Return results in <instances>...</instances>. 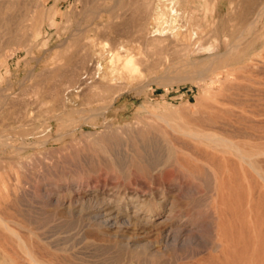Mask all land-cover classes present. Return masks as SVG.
<instances>
[{
	"label": "rangeland",
	"instance_id": "374dc122",
	"mask_svg": "<svg viewBox=\"0 0 264 264\" xmlns=\"http://www.w3.org/2000/svg\"><path fill=\"white\" fill-rule=\"evenodd\" d=\"M29 1L27 3L31 6L27 4V10L33 13L35 10L32 1L31 3ZM116 1L118 2V0ZM116 1L45 0L44 7L36 10V13H42L43 16L40 21L43 22V25L41 23L38 28L39 34L35 32L36 30L29 33L25 30L13 29L11 32L12 34L16 32L14 35L11 32L6 35L11 38L6 36L1 38L0 36L1 40L6 41L0 40V43L5 42L0 44L3 45V48L0 46L3 49L0 48V135L11 137L10 140L1 141L0 144V207L2 208L6 204L12 208V213L16 215L14 221L24 227V229L18 227L22 231H18V228L17 231L23 239L26 238L30 242H26V244L35 254L44 256L42 259L45 262L51 260L57 264H264L263 182L255 174L253 176L250 169L245 166L243 168L239 162L234 161L237 159L233 158L232 155H229L232 157H226L228 154L219 152H216L215 155L214 152L209 153L210 150H208L210 156L208 154L206 156L210 159L205 157L199 164L192 156L193 152L196 153L192 149L195 146L192 145L195 144L196 147L199 145L182 133L184 129L207 133L215 131L238 143L246 151L257 144L253 140L236 137L231 132L222 130L218 123L223 122L222 120L226 117L231 118V115L237 112L238 103L247 102V100V103L253 107L257 106V109H264V48L255 51L259 54L258 63L238 72L239 75L241 74L240 80L223 79L210 87L196 77L189 76L190 73L186 68L178 67V63L183 59L199 61L198 63L201 62L200 65L204 63L203 66H206L209 58L223 53L225 48L223 40L216 37L228 36V43H232L240 35L249 38L252 32L249 23L252 21H250L251 18L245 19L243 15L246 0H159L161 3H158V0H154L155 3L153 0H119L121 6ZM163 2H166L167 6L161 5ZM146 3L154 6L156 12H164L166 8L169 9L171 6V14L169 15L177 16L178 23L181 24L180 31L185 30L188 33L190 29V32H195L194 34L197 32L205 35L215 32H220V34L219 36H211V41L209 40L208 43L212 42V44L207 49H201L200 44L196 41L184 45V48L190 50L188 53L185 49L183 51L179 36L178 38L173 36V32H179V29L173 30V26L171 27L173 16L169 17L168 15L169 18L167 17L165 20V24H167L164 27V36L167 35L168 39L162 46H157L158 48L153 45L147 47L144 43V34L152 30L153 33H158V29L153 24V17L148 21L145 20L147 16L145 17L144 13L147 12L148 14ZM237 3L240 7L239 14L230 19L228 15ZM206 6L208 11L204 14L203 8ZM114 7L115 10L113 11ZM260 7L261 4L258 8ZM132 8L134 11L131 10ZM22 9L18 8L15 13L21 14V11L24 10ZM109 11L115 14L114 17ZM131 12L135 13L133 19L129 17L133 15ZM98 13H100L99 17H97ZM142 14L144 15L141 16ZM112 18L116 20H112ZM14 23H16L15 20L11 22V24ZM119 24L120 27H118ZM187 24H189V28ZM135 25L136 28H134ZM137 26L140 27V30ZM182 26L184 27L182 28ZM116 27L118 28L116 29ZM143 28H145L144 31ZM96 29H99L100 33L104 31L105 38L109 42L121 43L122 41L123 44H128L130 50L140 54L138 61L142 62L141 64L144 63L143 66L140 64V68L138 67L140 73L111 77L128 84V87L111 110L106 111V118L101 116L98 111H101V107L107 104V100L85 105L82 103L84 94L75 89L77 86L62 85L63 82L70 80L68 75L71 71L73 72L76 67L84 65L87 58L104 55L102 67L111 73L109 61L113 60V57L105 49L107 46L100 45V42H94L96 35H98ZM204 29L207 30L206 33ZM220 29L222 30L219 31ZM261 30H264V19L258 24L255 33ZM134 31L135 34H133ZM196 37L197 35H195ZM6 44L8 46L10 44L7 50L4 49ZM239 83L240 85H238ZM51 86H54V89L49 90ZM241 86H243V90ZM66 88L71 91L69 93L64 92L68 98L67 104L73 105L67 109V113L70 115L69 119L78 122L76 123L77 128L67 131L63 135L64 138L61 137L62 140L59 132L65 128L62 123L60 124L51 118L58 113L53 110V105L56 103L54 100L59 94H63L61 90ZM98 93L93 92L92 94ZM78 95L79 97L82 96L77 99ZM5 97L12 102L9 108L3 105ZM230 97L232 100L235 99L232 101ZM228 99L230 100L228 101ZM225 104L228 107L224 108ZM14 106L15 110H13ZM20 107L21 109H19ZM221 107L223 109H220ZM1 108L10 111L2 114ZM72 108L74 111L70 112L73 110ZM206 109L208 112H205ZM217 109H220L219 113H217ZM202 110L203 113L201 114ZM210 110L215 112H209ZM14 111L16 114L13 115ZM89 111H96L97 113L94 114L91 121L86 122L81 116L86 115ZM7 113H9V117ZM19 113L23 115L19 116ZM194 115L198 117L195 118ZM18 117L21 120L17 119ZM15 119L18 122L14 121ZM214 121H217L218 125ZM94 123L95 128L91 127ZM59 125L61 128L63 126V129H60ZM177 125L182 130H179ZM213 129L215 130L213 131ZM141 139L142 141H140ZM187 141L188 144H193L188 146ZM5 142L8 146L3 144ZM127 144L128 146H126ZM1 145H4L5 148ZM154 145L156 148L160 147L157 149L159 154L152 153L151 148H154ZM201 147L199 146L198 149L201 150ZM179 148L181 150L185 148V151H179ZM203 149L205 148L203 147ZM187 150L192 152V154L189 153L191 156L187 154L188 152L186 153ZM139 153L141 154L139 155ZM217 154H219V161ZM149 155L150 157H148ZM159 156L161 157L159 158ZM190 161L195 166H192L191 163L188 164ZM138 163L141 168H144L145 174H143L144 172L141 174L143 168L141 170ZM173 163L174 165H172ZM256 163L259 170H263L261 173L264 174V157L258 158ZM186 165H191V167ZM197 169L202 170V173L198 171V174ZM145 175L151 178L154 184L150 185L149 179ZM145 184L150 185V187L145 186H148L149 189L144 187ZM215 184L217 186H214ZM219 185L220 187H218ZM138 187L148 190L147 199L150 198L149 200L155 198L158 202L160 199L161 202L164 199L166 203L173 202L175 207H173L167 223H160V220L152 219V221L140 224H129L125 221L110 227L99 225L93 220L95 206L88 200H96L97 202L106 200L119 202L121 200L120 202L127 203L129 199L134 200L135 196L140 197L141 192ZM94 189L95 191H93ZM46 192L51 193L47 196L48 193ZM151 193L153 194L152 197L149 195ZM70 194L72 197L69 196ZM69 197L74 202H71ZM15 200L20 202L15 204ZM17 210L22 211L20 213L23 215L18 214ZM27 219L28 221H26ZM142 224L143 226H141ZM33 235L37 237L34 238ZM45 235L49 237L47 238ZM24 241L26 240L24 239ZM49 241L52 246L58 249V253L55 254L57 256H52L54 252L51 249L53 247L49 246ZM10 242L7 241V246L13 244L14 248H7L9 251L5 248L7 252L0 249L2 260L8 256L7 260L11 262L10 260L13 261L15 258L12 255H16L14 259L16 262L13 263L26 264L17 245L13 242L8 245ZM34 249H37V252ZM15 251L16 253L18 251V254H14ZM49 256L52 258L49 259ZM58 257L61 258L58 260ZM16 259L21 260L17 261Z\"/></svg>",
	"mask_w": 264,
	"mask_h": 264
},
{
	"label": "bare ground",
	"instance_id": "6f19581e",
	"mask_svg": "<svg viewBox=\"0 0 264 264\" xmlns=\"http://www.w3.org/2000/svg\"><path fill=\"white\" fill-rule=\"evenodd\" d=\"M29 0H0V36H1V38H4V36H6V35H8L13 29H18L19 31L20 30H25L26 32L28 31L29 33H31V32H34L35 30V32H40L39 31V27H40V25H41V23H42V25H43V22H40L42 19V13H36V10H38V9H40V8H42V7H44V2H45V0H31L32 1V4H33V8H34V10L35 11H33V13H31L30 12V10H27V2H28ZM31 1H29L30 3H31ZM67 1V0H66ZM116 1V0H115ZM137 1V0H136ZM159 1V0H158ZM236 1V0H235ZM51 2V1H50ZM117 2V1H116ZM153 2H154V0H153ZM156 2V1H155ZM154 2V3H155ZM207 2H209V1H207ZM119 5L121 4L120 2H119V0H118V2H117ZM134 3V2H133ZM137 3V2H136ZM151 3V2H150ZM150 3H146L145 4V6H146V8H147V10H148V14H147V12L146 13H144V14H142L141 16H147V19H145V20H149V19H151V17H153V24L157 27V29H158V31L157 30H155V31H157L158 33H153V30L151 31V32H148L147 34L145 33L144 34V43L147 45V47H149V46H155V47H157V46H162V44L168 39V37H167V35H165L164 36V34H165V29H164V27L166 26V24H165V20L167 19V17H168V15L169 14H171V6H170V8L169 9H165L164 10V12L162 11V12H156V11H154V6L152 7V5L150 4ZM154 3H153V5H154ZM158 3H161V1H159ZM243 3V2H242ZM139 4V3H138ZM244 4H245V6L243 7L244 8V12H243V15H244V18L245 19H247V18H251L250 19V21H252V22H248L249 23V27H251V34L250 33H248V34H250V37L249 38H244V37H242L241 35H240V37L239 38H237L236 40H234V41H232V43H228V39H227V37H222L221 35V37L219 38V37H216V38H218V39H222L223 40V44H224V52L223 53H221V54H217V55H215V56H212L211 58H207L208 59V64H206V66H203V64L204 63H202L201 65H200V63H198L197 61H189V60H185V59H183V60H181L179 63H178V67L179 68H186L187 70H188V72L190 73V75L189 76H193V77H196L197 79H199L200 81H202V82H204L205 83V85L206 86H212V85H214L215 83H217V82H221L223 79L224 80H230V81H233V80H235V81H237V80H240L241 79V74L239 75L238 74V72H240L241 70H244L245 68H247V67H250V66H252V65H255V63H258L259 62V60H258V57H259V54L258 53H255V51L257 50V49H261V48H264V30H261V31H257L256 33H255V30H256V28L258 27V24L260 23V21L262 20V19H264V0H246L245 2H244ZM261 4V7L260 8H258L259 7V5ZM161 5H166L167 6V3L165 2H163V4H161ZM28 6H31V4L29 5L28 4ZM121 6V5H120ZM119 6V7H120ZM23 7H25L26 9H24ZM135 7V6H134ZM133 7V8H134ZM144 7V6H143ZM169 7V6H168ZM18 8H23L22 10L24 11H21L22 13V15L19 13V15H17L16 13H15V11L18 9ZM47 8V7H46ZM117 8H118V6H117ZM133 8L131 9V10H133ZM145 8V7H144ZM155 8H156V5H155ZM164 8V7H163ZM162 8V9H163ZM234 9H233V11H231V13H230V15H228V17H230V19H232V17H234L235 15H238L239 14V12H238V10L240 9V7H239V4L237 3L236 4V6H234L233 7ZM31 9V8H30ZM110 9V8H109ZM137 9V8H136ZM141 9V11H143V9L142 8H140ZM26 10V11H25ZM115 10V7L113 8V11ZM18 11V10H17ZM32 11V10H31ZM46 11V10H45ZM104 11V10H103ZM134 11V10H133ZM140 11V12H141ZM161 11V10H160ZM174 11V10H173ZM207 11H208V7L206 6V7H204L203 8V12H204V14H206L207 13ZM242 11V10H241ZM112 13V11H109V13ZM125 12V11H124ZM132 13V12H131ZM174 13V12H173ZM15 14V15H14ZM113 14V13H112ZM111 14V15H112ZM133 14V13H132ZM131 14V15H132ZM135 14V13H134ZM132 15V16H129L130 18L132 17V19H133V16H135V15ZM141 14V13H140ZM147 14V15H146ZM175 14V13H174ZM99 15H100V13H98L97 14V17H99ZM114 15L115 14H113V17H114ZM130 15V14H129ZM240 15H241V13H240ZM118 16V15H117ZM119 16H121V15H119ZM139 16V15H138ZM170 16H173V18L171 19L172 20V25H171V27L173 26V30L175 31L177 28L179 29V27L181 26V24H179L178 23V18H177V16L176 15H169V17ZM168 17V18H169ZM134 18H136V17H134ZM140 18H142V17H140ZM114 18H112V20H113ZM118 19V18H117ZM191 20L190 21H192V18H190ZM240 19H242V18H240ZM14 20H15V22L16 23H14V24H11V22H14ZM114 20H116V19H114ZM130 20V19H129ZM143 20V19H142ZM189 20V19H188ZM187 20V21H188ZM131 21H133V20H131ZM241 21V20H240ZM135 22H138V21H135ZM151 22V21H150ZM247 22V21H246ZM112 24H113V21L111 22ZM118 23V22H117ZM152 23V22H151ZM171 23V22H170ZM185 23H187V22H185ZM184 23V24H185ZM192 23V22H191ZM194 23V22H193ZM247 23V24H248ZM145 24V23H144ZM183 24V23H182ZM246 24V27L248 26ZM130 25L131 26H133L131 23H130ZM137 25V24H136ZM136 25L134 26V28H136ZM186 25V24H185ZM192 25V24H191ZM104 26V25H103ZM113 26V25H112ZM130 26V27H131ZM143 26V25H142ZM145 26H146V24H145ZM144 26V27H145ZM149 26V25H148ZM187 26H188V28H189V24H187ZM118 27H120V24H119V26ZM118 27H116V29L118 28ZM155 27V28H156ZM184 26H182V28H183ZM191 28H192V26H190ZM209 27V26H208ZM114 28V27H113ZM137 28H138V26H137ZM140 28V27H139ZM138 28V29H139ZM149 28V27H148ZM217 28H218V26H217ZM229 28V27H228ZM103 29V28H102ZM102 29H100V30H102ZM150 29H151V27H150ZM154 29V28H153ZM163 29H164V31H163ZM203 29V28H202ZM248 29H250V28H248ZM97 30V29H96ZM136 30V29H135ZM140 30V29H139ZM138 30V32H141V31H139ZM145 30V28H143V31ZM169 30H171V29H169ZM197 30V29H196ZM200 29H198V31H199ZM205 31V33H206V29H204ZM222 29H220L219 31H221ZM14 31H16V30H14ZM13 31V32H14ZM98 31V35H96V38H95V41L94 42H97V43H99L100 42V45L101 44H103L104 46H107V48H105L106 50H108V53L109 54H111V57H113V60H111V61H109V65H111V73H110V75H109V73H108V71H106L103 67H102V62H103V60L105 59V57H104V55H100L99 57H92V58H87L86 59V63L84 64V65H81L80 67H76V70L75 71H71V73L68 75V78H70V80H68L67 82H63L62 83V85H72V86H77L75 89H78L79 91L78 92H80V93H83L84 94V98L82 99V103L83 104H90V103H97V102H101V101H103V100H107V104L103 107H101V111H98L99 113H100V115L101 116H105V114H107L106 113V111L107 110H111V108L114 106V104H115V102L121 97V95L123 94V92L126 90V87H128L127 85L128 84H125V83H123V82H121V81H119L118 79H115V78H111V77H113L114 75H116V76H128V75H134V74H137V73H140V70L138 69V67H139V65L142 63V62H139L138 60H140V59H138V55H140V54H137V53H135V51H132V50H130L129 48H128V44H123L122 43V41H121V43L120 42H117V41H114V42H109L108 41V39H106L105 37H106V35L103 33V32H101L100 33V31H99V29L97 30ZM106 31V30H105ZM179 32H173V36H175V37H177L178 38V36H179V38H180V41L182 42L181 43V46L183 47L184 45H189V44H191L192 43V41L194 42V41H196L198 44H200V48L201 49H207L208 47H210L211 45L210 44H212V42L209 44L208 43V41L211 39V36H219V34H220V32H215V33H210V34H208V35H205L204 33L202 34L201 32H197V34H194V33H192V31L190 32V29H189V32L187 33L185 30L184 31H180V29L178 30ZM201 31V30H200ZM243 31V30H242ZM241 31V32H242ZM22 33L24 32V31H21ZM166 32H167V30H166ZM212 32V31H211ZM246 32H248V30H246ZM250 32V31H249ZM16 33V32H15ZM15 33H13L12 34V32H11V34L12 35H14ZM21 33V34H22ZM25 33V32H24ZM136 32L134 31L133 32V34H135ZM142 33V32H141ZM20 34V35H21ZM39 34V33H38ZM118 34V33H117ZM124 34V33H123ZM128 34H131V33H128ZM138 34V33H137ZM242 34H243V32H242ZM247 34V35H248ZM12 35H10V36H12ZM24 35V34H23ZM120 35H121V33H120ZM127 35V34H126ZM195 35H197V37L195 38ZM224 35V34H223ZM245 35H246V33H245ZM244 35V36H245ZM3 36V37H2ZM17 36V35H16ZM115 36H117V35H115ZM119 36V35H118ZM131 36V35H130ZM132 36H134V35H132ZM140 36V35H139ZM6 37H9V36H6ZM6 37H5V39H6ZM20 38L22 37V36H19ZM18 37V40L20 39ZM37 37V36H36ZM126 37V36H125ZM124 37V38H125ZM138 37V36H137ZM9 38H11V37H9ZM8 38V39H9ZM16 38V37H15ZM15 38H13V39H15ZM31 38H33V37H31ZM135 38V37H134ZM141 38V37H140ZM142 38H143V35H142ZM12 39V41H14ZM36 39V38H35ZM131 39V38H130ZM213 39V38H212ZM1 40V39H0ZM2 40H4V39H2ZM1 40V41H2ZM22 40V39H21ZM31 40H33V39H31ZM119 40V39H118ZM122 40H124V39H122ZM127 40V39H126ZM176 40V39H175ZM5 41V40H4ZM10 41H11V39H10ZM113 41V40H112ZM129 41V40H128ZM211 41V40H210ZM6 42V41H5ZM4 42V43H5ZM132 42V41H131ZM142 42V41H141ZM217 42V41H216ZM4 43H0V44H4ZM7 43H10V42H7ZM14 43H15V41H14ZM92 43H93V41H92ZM125 43V42H124ZM143 43V44H144ZM10 44H13V43H10ZM10 44H9V46H10ZM220 44V43H219ZM7 46H6V48H4L5 50H7V47H9L8 46V44H6ZM30 45V44H29ZM218 45V44H217ZM1 46V45H0ZM2 48H3V45L1 46ZM0 47V48H1ZM63 47V46H62ZM82 47V46H81ZM84 47V46H83ZM189 47V46H188ZM1 48V49H2ZM17 48H19V47H17ZM158 48V47H157ZM160 48V47H159ZM16 49V48H15ZM15 49H13V50H15ZM183 49V51H184V49H185V51L187 50L188 51V49L187 48H182ZM181 49V50H182ZM3 50V49H2ZM11 50V49H10ZM190 51V50H189ZM189 51H188V53H189ZM138 52V51H137ZM11 53V52H10ZM4 55H5V53H3ZM136 54V55H135ZM187 54V53H186ZM9 55V54H8ZM7 55V56H8ZM14 55V54H13ZM137 57V58H136ZM5 58V57H4ZM86 58V57H85ZM82 61V60H81ZM201 61V60H200ZM203 61H204V59H203ZM202 61V62H203ZM67 62V61H66ZM114 62V64H112ZM261 62V61H260ZM261 63H263V62H261ZM66 64V63H65ZM142 66L144 65V63L143 64H141ZM146 66V65H145ZM148 66V65H147ZM72 67V66H71ZM177 67V66H176ZM140 68V67H139ZM74 69V68H73ZM175 69V68H174ZM219 71H221V73H218ZM58 73V72H57ZM43 74V73H42ZM59 74V73H58ZM54 76V75H53ZM32 77V76H31ZM35 77V76H34ZM44 78V77H43ZM108 78H111V79H108ZM27 79V78H26ZM207 81H209V84H207ZM53 82V81H52ZM51 84V83H50ZM52 85V84H51ZM235 85H237L236 83H235ZM238 85H240V83L238 84ZM242 85H244V84H242ZM36 86V85H35ZM50 87V86H49ZM243 86H241V88H242ZM245 88H246V86H244ZM56 88H58V87H56ZM55 88V89H56ZM71 88V87H70ZM241 88H238V89H241ZM244 88V89H245ZM51 89H54V86H51V88H49V90H51ZM128 89V88H127ZM57 90V89H56ZM55 90V91H56ZM70 89L69 88H66V89H63V90H61V92L63 93V94H59L57 97H56V100H54V102L56 101V103L53 105V110H54V112H58L56 115H54L53 113V117L51 118V119H53V120H55V121H57V122H59L60 124L62 123V125L64 126V128H65V130L63 129V126H62V128H61V126H60V129H63V131L61 130H59L60 132H59V134H60V138L62 137V138H64L63 137V135L67 132V131H71V130H74V128L76 127V123L78 122V121H72V120H70L69 119V117H70V115H69V113H67V109L69 108V107H71V106H73V105H71V106H69L68 104H67V97H66V93L64 94V92H67V93H69V92H71V91H69ZM71 90H74V89H71ZM242 90H243V88H242ZM75 91V90H74ZM259 91V90H258ZM32 92H33V90H32ZM47 92V91H46ZM77 92V91H76ZM93 92H99L98 94H92ZM237 92V91H236ZM240 92V91H239ZM260 92V91H259ZM34 93V92H33ZM52 93V92H51ZM4 94V93H3ZM237 94V93H236ZM48 95V94H47ZM49 95H50V92H49ZM56 95V94H55ZM239 95V94H238ZM82 96V95H81ZM80 96V97H81ZM256 96V95H255ZM263 96V95H262ZM74 97V96H73ZM72 97V98H73ZM79 97V95H78V97H77V99L78 98H80ZM240 97H241V95H240ZM19 98H21V97H19ZM49 98V97H48ZM231 98V100H232V97H230ZM43 100L45 99V97L44 98H42ZM73 99H75V101H76V98L74 97ZM73 99H72V101H73ZM235 99V98H234ZM233 99V100H234ZM2 100V99H1ZM17 100V99H16ZM230 99H228V101H229ZM232 100V101H233ZM241 100V99H240ZM244 100V99H243ZM261 100V99H260ZM227 101V102H228ZM246 101V100H245ZM250 101L252 102V100L250 99ZM249 101V102H250ZM254 101V100H253ZM19 102V101H18ZM226 102V101H225ZM247 102H248V100H247ZM247 102H241V103H238V105H237V112L235 113V114H232L231 116V118L229 117V118H227L226 116H224V114H222V116H224V117H226V118H224L223 120L222 119H220V120H222L223 122H220V123H218L217 121L215 122L216 124L218 123V124H220V126H221V128H222V130H224V131H229V132H231V134H233L234 136H236V137H242V138H245V139H247V140H253V141H255L257 144L255 145L254 144V146L252 147V148H250V150L249 151H246V150H244V147H242V146H240L238 143H235V142H233V140H231V139H229V138H227V137H224V136H222L221 134H219V133H216L214 130L215 129H213V131L214 132H209V133H207V132H203V131H198V130H191V129H184L183 131H182V133H183V135L185 136V137H187V138H189L190 140H192L193 142H195L196 144H198L200 147H201V150L200 149H198L199 148V146L198 147H196V145L194 144V145H192L193 143H191V141H189L190 143H191V145L192 146H195L194 148L192 147V149H194L195 150V152L196 153H194L193 151H192V149H189V150H191L192 152H193V154H192V152H188L189 150H187L186 151V153L187 154H192V156L194 157L193 159L196 161V162H199V164H201L202 162V159L203 158H205V157H207L206 156V154H208V156H210V154L209 153H215V155H216V152L218 153H223V154H228V156H226V157H232V156H234L233 158H236L237 160H234V161H236V162H239V164H241V166L243 167V166H245V167H247V169H250L251 171L250 172H252V174H253V176H254V174H255V176L258 178V179H260L262 182H263V184H264V174L263 173H261L263 170H262V168H261V170L262 171H260L259 170V168L257 167V163H256V160L258 159V158H260V157H264V109H257L256 107H253L252 105H250L249 103H247ZM12 102L10 101V99H8V98H4V103H3V105L4 106H8V108H9V105L11 104ZM14 103V102H13ZM16 103V102H15ZM75 103V102H74ZM78 103V102H77ZM79 103H80V101H79ZM81 103V104H82ZM95 103V104H96ZM223 103V102H222ZM230 103H231V101H230ZM230 103H229V105H230ZM72 104H73V102H72ZM218 104V103H217ZM253 104V103H252ZM13 105V104H12ZM80 105V104H79ZM254 105V104H253ZM256 105V104H255ZM213 106V105H212ZM215 106V105H214ZM213 106V107H214ZM219 106V105H218ZM217 106V107H218ZM224 106V105H223ZM86 107V106H85ZM216 107V106H215ZM225 107H228V105H226L225 104V106H224V108ZM233 107V106H232ZM263 107V106H262ZM261 107V108H262ZM11 108V107H10ZM24 107H22V109H23ZM25 108H26V104H25ZM24 108V109H25ZM89 108H91V107H89ZM209 108V107H208ZM235 108V107H234ZM2 109V108H1ZM6 108H4V109H2L3 111L1 112L2 114H6V111L7 110H5ZM19 109H21V107L19 108ZM50 109H51V107H50ZM73 109V108H72ZM77 109H78V107H77ZM92 109V108H91ZM211 109H213V108H211ZM214 109H216V108H214ZM220 109H223L222 107L220 108ZM220 109H217L216 111H217V113H219V111H220ZM228 109V108H227ZM9 110V109H8ZM13 110H15V106H14V109ZM17 110V109H16ZM76 110V109H75ZM229 110V109H228ZM10 111V110H9ZM9 111H7V112H9ZM31 111H33V110H31ZM35 111V110H34ZM33 111V112H34ZM47 111H49L48 109H47ZM71 111H74V109L73 110H70V112ZM207 111V109L205 110V112ZM15 112V111H14ZM21 112H22V110H21ZM24 112V111H23ZM29 112V111H28ZM83 113H84V111H82ZM208 112V111H207ZM209 112H213L212 110H210ZM215 112V111H214ZM213 112V113H214ZM17 113H18V111H17ZM44 113V112H43ZM78 112H76V114H77ZM97 112L96 111H89V113H87L86 115L85 114H83V115H85V116H81L82 117V119L84 118L85 120H86V122H89V121H91L93 118H94V114H96ZM203 113V110H202V112H201V114ZM216 113V116L218 115ZM222 113V112H221ZM1 114V115H2ZM8 114V117H9V113H7ZM10 114H12L11 112H10ZM14 114H16V112L15 113H13V115ZM47 114V113H46ZM200 114V113H199ZM200 114V116H202ZM23 114H21L20 115V113H19V116H22ZM29 115V114H28ZM27 115V116H28ZM78 115V114H77ZM210 115V114H209ZM212 115V114H211ZM214 115V114H213ZM220 115V114H219ZM31 116V115H30ZM51 116V115H50ZM78 116H80V114L78 115ZM107 116V115H106ZM106 116H105V118H106ZM221 116V115H220ZM7 116L5 115V118H6ZM44 117H46V116H44ZM81 117H79V118H81ZM194 117L195 118H197L198 116L196 115H194ZM209 117H211L212 118V116H209ZM20 117H18L17 119H19ZM22 118V117H21ZM26 118H28V117H26ZM30 118V117H29ZM96 118H98V117H96ZM104 118V117H103ZM201 118H203V117H201ZM221 118V117H220ZM1 119V118H0ZM191 119V118H190ZM190 119H188V121L190 122ZM209 119V118H208ZM217 119V118H216ZM219 119V118H218ZM19 120H21V119H19ZM80 120V119H79ZM203 120V119H202ZM214 120H215V118H214ZM1 121V120H0ZM12 121H13V119H12ZM14 121H16V119L14 120ZM31 121V120H30ZM35 121V120H34ZM84 121V120H83ZM95 121H96V119H95ZM104 121V120H103ZM16 122H18V121H16ZM75 122V123H74ZM85 122V123H86ZM97 122V121H96ZM188 122V123H189ZM194 122V121H193ZM196 122V121H195ZM30 123V122H29ZM34 123V122H33ZM44 123V122H43ZM103 123V122H102ZM190 123H192V122H190ZM189 123V124H190ZM16 124H18V123H16ZM28 124V123H27ZM32 124V123H31ZM84 124V123H83ZM187 124V123H186ZM185 124V125H186ZM217 124V125H218ZM25 125V124H24ZM33 125V124H32ZM31 125V126H32ZM45 125V124H44ZM101 125V124H100ZM196 125V124H195ZM202 125H204L203 123H202ZM216 125V126H217ZM30 126V127H31ZM178 126V129L180 130H182V128H179V125H177ZM24 127V126H23ZM27 127H29V126H27ZM50 127V126H49ZM91 127H93V128H95V123L94 124H92V126ZM199 127V126H198ZM209 127V126H208ZM208 127H206V128H208ZM34 128V127H33ZM33 128H32V131H34L33 130ZM59 128V127H58ZM77 128V127H76ZM75 128V129H76ZM190 128H192V127H190ZM201 128V127H200ZM211 128H213L212 126H211ZM228 128V129H227ZM230 128V129H229ZM18 129V128H17ZM48 129V128H47ZM20 130V129H19ZM31 130V129H30ZM38 130V129H37ZM39 131V130H38ZM45 131H46V128H45ZM2 132H4V131H2ZM35 132H36V128H35ZM43 132V131H42ZM218 132H220V131H218ZM228 132V133H229ZM9 133V132H8ZM39 134L41 133V132H38ZM181 133V134H182ZM4 134V133H3ZM14 134V133H13ZM36 134V133H35ZM42 134V133H41ZM253 134V135H252ZM56 135V134H55ZM67 135V134H66ZM70 135H71V133H70ZM46 136V135H45ZM44 136V137H45ZM47 136H49V135H47ZM23 137V136H22ZM25 137V136H24ZM50 137H52L51 135H50ZM138 137V136H137ZM14 138V137H13ZM58 138V137H57ZM61 138V139H62ZM141 138V137H140ZM144 138V137H143ZM11 139V137L10 136H6V135H0V144L2 143L1 141H8V140H10ZM18 139V138H17ZM38 139V138H37ZM48 139H50V138H48ZM47 139V140H48ZM133 139V138H132ZM233 139V138H232ZM13 140V139H12ZM26 140V139H25ZM40 140H42V139H40ZM59 140V139H58ZM63 140V139H62ZM138 140V139H137ZM23 141V140H22ZM52 141V140H51ZM61 141V140H60ZM140 141H142V139L140 140ZM24 142V141H23ZM28 142V141H27ZM131 142H132V140H131ZM134 142H136V141H134ZM182 143V142H181ZM3 144H5V146L7 145L6 144V142L5 143H3ZM12 144V143H11ZM26 144V143H25ZM38 144H39V141H38ZM42 144V143H41ZM46 144V143H45ZM188 146L190 145V144H188V141H187V143H186ZM23 145V144H22ZM21 145V146H22ZM29 145H30V143H29ZM36 145V144H35ZM190 145V146H191ZM2 147H4L5 148V146L4 145H1ZM8 146V145H7ZM15 146V145H14ZM20 146V147H21ZM24 146V145H23ZM26 146V145H25ZM33 146V145H32ZM126 146H128V144L126 145ZM152 146V145H151ZM155 146V145H154ZM179 146H181V145H179ZM183 146H185L184 144H183ZM183 146H181V147H183ZM31 147V146H30ZM36 147V146H35ZM185 147H187V146H185ZM203 147L205 148V149H203ZM7 148H9V147H7ZM33 148V147H32ZM64 148V147H63ZM160 147H157L156 148V146L154 147V148H151V151H152V153L154 152V153H157V154H159L158 153V150L157 149H159ZM174 148H176V146H174ZM191 148V147H190ZM20 149H22V148H20ZM27 149H28V146H27ZM150 149V148H149ZM148 149V150H149ZM207 149V151H205ZM8 150V149H7ZM10 150V149H9ZM26 150V149H25ZM139 150V149H138ZM162 150V149H161ZM167 150V149H166ZM173 150V149H172ZM177 150V149H176ZM181 149L179 148V151H180ZM182 150H184L185 151V148L184 149H182ZM181 150V151H182ZM208 150H210V152L208 151ZM17 151V150H16ZM21 151V150H20ZM150 151V150H149ZM163 151V150H162ZM162 151H160V152H162ZM184 151H182V152H184ZM205 151V152H204ZM148 152V151H147ZM169 152V151H168ZM170 152H171V150H170ZM209 152V153H208ZM22 153V152H21ZM15 154V153H14ZM24 154V153H23ZM141 153H139V155H140ZM189 154V155H190ZM221 154H220V156H221ZM229 155H232V156H229ZM19 156V155H18ZM143 156V155H142ZM154 156V155H153ZM179 156V155H178ZM181 156H184V155H181ZM180 156V157H181ZM187 156V155H186ZM191 156V155H190ZM223 156V155H222ZM225 156V155H224ZM148 157H150V155L148 156ZM158 157V156H157ZM161 156H159V158H160ZM167 157V156H166ZM180 157H178V158H180ZM185 157V156H184ZM15 158V157H14ZM168 158H169V156H168ZM167 158V159H168ZM177 158V159H178ZM186 158V157H185ZM208 158V157H207ZM11 159V158H10ZM153 159V158H152ZM176 159V160H177ZM181 159V158H180ZM208 159H210V158H208ZM218 159H220L219 158V154H217V160ZM229 159V158H228ZM169 160V159H168ZM193 160V162H195ZM205 160V159H204ZM203 160V161H204ZM152 161V160H151ZM158 161V160H157ZM167 161V160H166ZM206 161V160H205ZM204 161V162H205ZM219 161V160H218ZM130 162V161H129ZM137 162V161H136ZM155 162V161H154ZM160 162H162V161H160ZM180 162H182V161H180ZM209 162H210V160H209ZM133 163V162H132ZM185 163V162H184ZM191 163V161L190 162H188V164H190ZM7 164V163H6ZM123 164V163H122ZM149 164H150V162H149ZM176 164V163H175ZM178 164V163H177ZM180 164H183V163H180ZM186 164H187V162H186ZM192 164V166H195V164L193 165V163H191ZM210 164V163H209ZM212 164V163H211ZM8 165V164H7ZM119 165V164H118ZM130 165V164H129ZM138 165L140 166V164L138 163ZM155 165V164H154ZM166 165V164H165ZM172 165H174V163L172 164ZM179 165V164H178ZM220 165V164H219ZM263 165V164H262ZM121 166V165H120ZM138 166V167H139ZM145 166H147V165H145ZM153 166V165H152ZM169 166V165H168ZM171 166V165H170ZM184 166V165H183ZM187 166V165H186ZM112 167V166H111ZM116 167V166H115ZM131 167V166H130ZM134 167V166H133ZM187 167H191V165H188ZM135 168V167H134ZM140 168H141V166H140ZM143 168V167H142ZM142 168H141V170H142ZM146 168H148V166L146 167ZM163 168V167H162ZM244 168V167H243ZM116 169V168H115ZM136 169V168H135ZM139 169V168H138ZM150 169V168H149ZM157 169V168H156ZM198 169H199V167H198ZM197 169V171L196 172H200V173H202V170H198ZM206 169V168H205ZM264 169V168H263ZM138 171V170H137ZM147 171H148V169H147ZM159 171V170H158ZM183 171V170H182ZM214 171V170H213ZM244 171H245V169H244ZM248 171V170H247ZM141 172V171H140ZM144 172V168H143V171L141 172V174ZM199 172H198V174H199ZM151 173V172H150ZM143 174H145V172L143 173ZM154 174V173H153ZM140 175V174H139ZM151 175V174H150ZM149 175V176H150ZM204 175H205V173H204ZM146 176V175H145ZM252 176V175H251ZM147 177V176H146ZM152 177V176H151ZM217 177V176H216ZM148 178V177H147ZM204 178V177H203ZM208 178V177H207ZM145 179V178H144ZM149 179V184L150 185H152V184H154L153 183V180L151 179V178H148ZM199 179H200V177H199ZM256 179V178H255ZM147 180V179H146ZM155 180V179H154ZM207 180V179H206ZM39 181V180H38ZM147 182V181H146ZM221 182V181H220ZM213 183V182H212ZM261 183V182H260ZM7 184V183H6ZM51 184V183H50ZM127 184V183H126ZM253 184V183H252ZM48 185V184H47ZM138 185V184H137ZM141 185H143V184H141ZM146 185H148V184H145L144 185V187L146 186ZM150 185H148L149 187H150ZM206 185V184H205ZM208 185V184H207ZM57 186V185H56ZM64 186V185H63ZM90 186V185H89ZM96 187H97V185H95ZM94 186V187H95ZM118 186V185H117ZM135 186V185H134ZM139 186V185H138ZM145 187V188H148L149 189V187ZM214 186H217L216 184L214 185ZM1 187V186H0ZM40 187V186H39ZM51 187V186H50ZM78 187V186H77ZM93 187V188H94ZM136 187V186H135ZM139 187H141V186H139ZM138 187V189H139V191L141 192L140 193V197H141V199L142 198H144L143 200H141V199H138V198H140V197H138V196H135V199L133 200V199H129V202H127V203H123V202H115V201H113V200H106V201H102V202H97L96 200H88V202L89 203H92L94 206H95V209H94V216H93V220H95V222H97L99 225L100 224H102L103 226H105V225H107V226H110V227H113V226H115V225H117V224H120V223H123V222H125L126 221V223H133V224H140V223H143V222H148V221H152V219H156V220H160L159 222L160 223H167L168 221H169V216H170V214H171V211H172V209H173V207H175V206H173V202H170V203H166L164 200L161 202L160 200H159V202L158 201H156V199L155 198H153V199H151V200H149L150 198H148L147 199V195H148V190L146 191L145 189H140ZM218 187H220V185L218 186ZM248 187V186H247ZM259 187V186H258ZM262 187H264V186H262ZM19 188V187H18ZM53 188V187H52ZM90 188V187H89ZM17 189V188H16ZM55 189V188H54ZM70 189H71V187H70ZM74 189V188H73ZM92 189V188H91ZM119 189V188H118ZM130 189V188H129ZM133 189H135V188H133ZM78 190V189H77ZM81 190V189H80ZM250 190H251V188H250ZM253 190H255V189H253ZM258 190V189H257ZM263 190V189H262ZM261 190V191H262ZM55 191H57V190H55ZM84 191V190H83ZM93 191H95V189L93 190ZM119 191V190H118ZM135 191H137V190H135ZM213 191V190H212ZM260 191V190H259ZM45 192V191H44ZM54 192V191H53ZM74 192V191H73ZM79 192V191H78ZM117 192V191H116ZM134 192V191H133ZM138 192V191H137ZM151 191L149 190V193H150ZM255 192H257V191H255ZM46 193H48V192H46ZM46 193H45V195H46ZM49 193H51V192H49ZM49 193L47 194V196H49ZM80 193V192H79ZM78 193V194H79ZM143 193V194H142ZM153 193V192H152ZM149 194V195H151V197H152V195L154 194ZM21 194V193H20ZM53 194H55V193H53ZM129 194V193H128ZM131 194V193H130ZM142 194V195H141ZM1 195V194H0ZM43 195V194H42ZM62 195V194H61ZM64 195V194H63ZM139 195V194H138ZM4 196H5V194H4ZM46 196V197H47ZM53 196H56V195H53ZM70 197H72L71 196V194L69 195ZM129 196V195H128ZM160 196V195H159ZM165 196V195H164ZM43 197V196H42ZM61 197V196H60ZM59 197V198H60ZM69 197V198H70ZM132 197V196H131ZM134 197V196H133ZM22 198V197H21ZM79 198H81V197H79ZM98 198V197H97ZM96 198V199H97ZM129 198V197H128ZM82 199V198H81ZM84 199H85V197H84ZM95 199V198H94ZM123 199V198H122ZM124 199H125V197H124ZM163 199V198H162ZM213 199V198H212ZM4 200V199H3ZM14 200V199H13ZM20 200V199H19ZM67 200V199H66ZM69 200V199H68ZM83 200V199H82ZM102 200V199H101ZM249 200H250V198H249ZM17 200H15V204L16 203H19V202H16ZM57 201V200H56ZM70 201L72 202L73 201V199H71L70 198ZM76 201V200H75ZM87 201V200H86ZM100 201V200H99ZM127 201V200H126ZM50 202V201H49ZM48 202V203H49ZM74 202V201H73ZM79 202H80V200H79ZM78 202V203H79ZM82 202V201H81ZM168 202V201H167ZM254 202V201H253ZM263 202H264V199H263ZM76 203V202H75ZM83 203V202H82ZM81 203V204H82ZM4 204V203H3ZM12 204H14V202H12ZM55 204V203H54ZM70 204V203H69ZM77 204V203H76ZM76 204H75V207H76ZM175 204V203H174ZM249 204V203H248ZM51 205V204H50ZM78 205V204H77ZM83 205V204H82ZM89 205H91V204H89ZM262 205H264V203H262ZM70 206H71V204H70ZM69 206V208H71ZM73 207H74V205H73ZM82 207V206H81ZM93 207V206H92ZM92 207H90L91 209H92ZM15 208V207H14ZM13 208V209H14ZM94 208V207H93ZM19 209V208H18ZM81 209H83V207L81 208ZM20 210H21V208H20ZM79 210V209H78ZM18 211V210H17ZM16 211V212H17ZM83 211V210H82ZM19 213L18 214H20V215H23V214H21L20 212H22V211H18ZM43 212V211H42ZM47 212V211H46ZM45 212V213H46ZM26 213V212H25ZM44 213V214H45ZM88 213V212H87ZM86 213V214H87ZM28 214H29V212H28ZM35 214V213H34ZM20 215H18L19 217H20ZM46 215V214H45ZM48 215H49V212H48ZM89 215V214H88ZM15 214H13L12 213V208L9 206V205H6V204H4L3 205V207L1 208L0 207V249H2V251L3 252H7L6 251V249L7 248H9V247H13V244H12V242L13 243H15L16 245H17V248L20 250V253H21V255H22V259L25 261V263L26 264H57V262L55 263V262H52L51 260V262L50 261H48V262H45V261H43V257L44 256H40V255H42V254H40L39 256L37 255V254H35L34 253V251H32L28 246H27V244H26V242H28L27 241V239L26 238H24L26 241H24V239L21 237V235L19 234V232L18 231H20L21 229H24V227L23 226H21L20 224H18V222H15L14 220H15ZM29 216V215H28ZM88 217V216H87ZM90 217V216H89ZM29 218V217H28ZM32 218V217H31ZM36 218V217H35ZM42 218V217H41ZM24 219V218H23ZM55 219V218H54ZM90 219V218H89ZM20 220H22V219H20ZM52 220V219H51ZM86 220V219H85ZM90 220H92V219H90ZM92 220V221H93ZM173 220V219H172ZM26 221H28V219L26 220ZM54 221V220H53ZM87 221V220H86ZM89 221V220H88ZM19 222H21V221H19ZM23 222V221H22ZM25 222V221H24ZM33 222V221H32ZM47 222V221H46ZM49 222V221H48ZM47 222V223H48ZM95 222H93V223H95ZM171 222V221H170ZM28 223V222H27ZM38 223V222H37ZM53 223V222H52ZM89 224V223H88ZM98 224H96V225H98ZM33 225V224H32ZM48 225V224H47ZM159 225V224H158ZM166 225V224H165ZM188 225V224H187ZM46 226V225H45ZM55 226V225H54ZM141 226H143V224L141 225ZM186 226V225H185ZM21 228V227H23V228H21L20 230H19V228ZM26 227V226H25ZM48 227V226H47ZM183 227V226H182ZM17 228H18V231H17ZM28 228H29V226H28ZM25 229H27V228H25ZM183 229V228H182ZM27 230H30V229H27ZM31 230H32V228H31ZM22 231V230H21ZM30 232V231H29ZM35 232H37L36 230H35ZM53 232V231H52ZM31 233V232H30ZM34 233V232H33ZM37 234V233H36ZM46 234H48L47 232H46ZM39 235V234H38ZM49 235V234H48ZM30 236V235H29ZM34 236V238L35 237H37V236H35V235H33ZM45 237H47L46 235H45ZM49 237V236H48ZM47 237V238H48ZM41 238V237H40ZM43 238V237H42ZM32 239V238H31ZM39 239V238H38ZM37 239V240H38ZM40 240V239H39ZM42 240V239H41ZM7 241H11L10 243H8V245L10 244H12L11 246H7ZM36 241V240H35ZM39 242V241H38ZM47 242V241H46ZM50 242V241H49ZM48 242V243H49ZM54 242H56V241H54ZM28 243H30V242H28ZM43 243H44V241H43ZM43 243H38V244H43ZM45 244V243H44ZM43 244V245H44ZM56 244V243H55ZM33 245V244H32ZM52 246V244H51V242H50V244H49V246ZM57 245V244H56ZM30 246H31V244H30ZM36 246V245H35ZM40 246V245H39ZM48 246V247H49ZM53 248H51L53 251L52 252H54V253H52L53 255L52 256H57V255H55V254H57L58 252V249L57 248H55L54 246H52ZM6 248V249H5ZM14 248V247H13ZM13 248H11V250L13 249ZM43 248V247H42ZM45 248V247H44ZM50 248V247H49ZM48 248V249H49ZM10 249V248H9ZM38 249V248H37ZM36 249V250H37ZM50 249V250H51ZM8 250V249H7ZM35 250V249H34ZM35 250V251H36ZM42 250V249H41ZM9 251V250H8ZM13 251V250H12ZM38 251H39V249H38ZM37 252V251H36ZM44 252V251H43ZM9 253V252H8ZM7 253V254H8ZM14 254L16 253V251L15 252H13ZM40 253V252H39ZM50 253V254H51ZM1 254H2V252H1ZM0 254V255H1ZM4 254H6V253H4ZM6 254V255H7ZM16 254H18V251H17V253ZM3 256V255H2ZM13 257H15L16 258V255L14 256V255H12ZM18 256V255H17ZM8 257V256H7ZM7 257H5V260H2V257H0V264H12L13 262H16V261H14V259H13V257H11V255H10V257L13 259V261L12 260H10L11 262H9V260H7L8 258ZM50 257V256H49ZM43 258V259H42ZM52 257H50L49 259H51ZM56 258V257H55ZM61 257H58V260L60 259ZM48 259V260H49ZM63 259V258H62ZM70 259V258H69ZM17 261L19 260V259H16ZM21 260V259H20ZM19 260V261H20ZM54 260V259H53ZM73 261H74V259H73ZM60 262V261H59ZM70 262V261H69ZM19 263V262H18ZM21 263H23V262H21ZM13 264H16V263H13ZM73 264H75V263H73Z\"/></svg>",
	"mask_w": 264,
	"mask_h": 264
}]
</instances>
